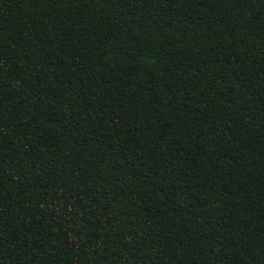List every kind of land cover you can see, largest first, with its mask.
<instances>
[{"label": "trees", "instance_id": "trees-1", "mask_svg": "<svg viewBox=\"0 0 264 264\" xmlns=\"http://www.w3.org/2000/svg\"><path fill=\"white\" fill-rule=\"evenodd\" d=\"M0 264H264V0H0Z\"/></svg>", "mask_w": 264, "mask_h": 264}]
</instances>
